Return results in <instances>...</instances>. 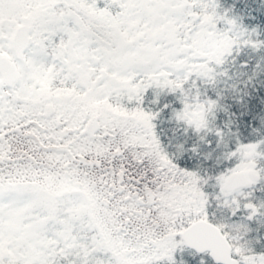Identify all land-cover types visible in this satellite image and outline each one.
I'll use <instances>...</instances> for the list:
<instances>
[{"label": "snow or ice", "instance_id": "1", "mask_svg": "<svg viewBox=\"0 0 264 264\" xmlns=\"http://www.w3.org/2000/svg\"><path fill=\"white\" fill-rule=\"evenodd\" d=\"M0 264H264V0H0Z\"/></svg>", "mask_w": 264, "mask_h": 264}]
</instances>
